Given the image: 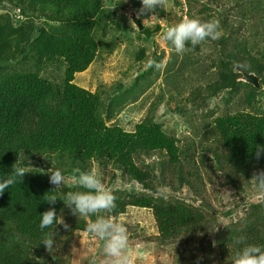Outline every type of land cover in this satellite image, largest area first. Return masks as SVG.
Instances as JSON below:
<instances>
[{
	"label": "trees",
	"instance_id": "16d2710c",
	"mask_svg": "<svg viewBox=\"0 0 264 264\" xmlns=\"http://www.w3.org/2000/svg\"><path fill=\"white\" fill-rule=\"evenodd\" d=\"M130 8L141 13V0H0V177L15 163L28 171L0 195V264H81L88 249L72 242L74 234H89L87 223L99 217L119 221L129 208L151 211L153 220L151 232L121 221L129 240L168 252L169 264H233L241 247L236 238L264 244V201L250 203L237 219L227 217L246 206L247 186H260L256 175L264 172V153L257 156L255 148L264 145V0H165L155 10L165 30L185 17L216 19L223 35L195 48L189 43L183 54L168 42L172 60L162 69L149 66L163 62L164 50L154 48L162 24L143 23L140 31L126 16ZM126 39L131 59L122 79L95 91L75 82L76 74L107 60ZM242 71L255 73L261 87L241 82ZM161 73L170 94L159 95L134 130L110 123L139 80ZM183 77L190 81L182 99L177 78ZM240 85L247 92L227 95ZM219 94L227 102L223 109ZM174 111L188 117L181 124L190 135L164 128L161 118ZM56 169L66 176L60 188L50 183ZM76 170H95L116 196V208L85 220L61 199L44 201L45 195L84 191ZM222 188L233 193L225 211ZM53 207L69 228L57 226L49 251L38 224ZM63 230L74 231L71 241ZM95 241L88 264L93 258L105 264L103 241Z\"/></svg>",
	"mask_w": 264,
	"mask_h": 264
},
{
	"label": "clouds",
	"instance_id": "9594fccd",
	"mask_svg": "<svg viewBox=\"0 0 264 264\" xmlns=\"http://www.w3.org/2000/svg\"><path fill=\"white\" fill-rule=\"evenodd\" d=\"M141 4V13L145 11L154 12V10L164 7L165 0H141ZM222 35L223 32L219 20L201 21L185 17L180 23L172 25L165 30L163 40L169 42L177 54H183L189 47V43L190 47L195 48L205 41L220 40ZM149 66L162 69L164 64L163 62H150ZM243 72L245 71H242V75ZM241 77L239 78L241 82L256 87L251 83L242 81ZM255 148L257 156L264 153V145H257ZM12 167V172L6 178L4 176L0 177V195H3L6 189H11L16 183H21L24 174L28 172L19 163H15ZM50 172V183L55 185V188L65 185L66 176L62 170L56 169ZM75 175L78 177L76 181L77 187L84 189V191H70L63 198L56 194L45 195L44 201L54 205L58 199H61L65 205L71 208L73 214L85 220L105 210L111 211L116 208V196L105 187L95 170H76ZM256 177L260 182V186L264 188V172L257 174ZM58 225H63L65 229L69 228L64 217L57 215L54 207L41 213L38 224V228L43 234L41 243L49 251L54 249ZM86 230L93 239L98 238L103 241L102 254L105 257V264H133L134 256L129 249V237L122 222L114 221L111 218L99 217L94 222L87 223ZM234 243L241 247L231 259L233 264H264V244L247 243L246 237L243 236L236 238ZM89 264H96V260L93 258Z\"/></svg>",
	"mask_w": 264,
	"mask_h": 264
},
{
	"label": "rangeland",
	"instance_id": "374dc122",
	"mask_svg": "<svg viewBox=\"0 0 264 264\" xmlns=\"http://www.w3.org/2000/svg\"><path fill=\"white\" fill-rule=\"evenodd\" d=\"M167 3V2H166ZM171 4V3H169ZM168 4V9H170L173 5ZM131 9V8H130ZM126 11V16H127ZM154 14V15H153ZM153 15V16H152ZM128 17V16H127ZM129 18V17H128ZM143 18V23L151 28H154L157 23L162 24L163 30L158 32L154 35L155 44L154 48L157 49L158 53L164 50L165 55L163 57V64L164 67L170 63L171 59V47L168 46V42L163 40V34L165 32L166 27V20L165 18H161L160 14H157V11L152 12V14L146 18L141 16ZM130 19V18H129ZM131 20V19H130ZM132 21V20H131ZM133 23V22H132ZM134 24V23H133ZM135 32H133V39L134 43L136 41L135 38ZM128 39L124 41L125 43L118 44V47L115 49L114 55L110 56L107 60L101 61V59H98L92 66L86 71L82 73L76 74L75 82L91 91H95L99 84H102L104 87L112 85L115 81L120 80L123 78L122 71L125 70V63L130 61L131 58H129V55L127 52H130V50L127 51V47H131L127 43ZM136 43H138L136 41ZM140 43V42H139ZM131 45V44H130ZM173 66V64L169 65ZM163 67V68H164ZM136 73H133L132 76H134ZM200 79L203 80V82H206L208 80V77L200 76ZM177 80L181 82L184 86L182 88V95L179 96V98H184V96L188 95V85L189 79L181 78ZM195 80H197V77H195ZM127 82V80H125ZM191 81L190 83H193ZM139 88L135 91L129 92L124 101L121 103V107L117 112V115L112 119L110 123H119L124 128L128 130H134L136 123L140 122L148 113V107L149 105L154 102L159 95H166L168 96L170 93L168 86L164 83V75L161 73L160 77H148L146 80L142 79L139 80ZM186 86V90L184 87ZM238 88V87H237ZM236 88V89H237ZM229 90V89H228ZM234 91H230L227 95L237 97L239 94L243 95L244 92H247V89L244 88V86L240 85L239 92L237 90L233 89ZM139 91V93H136ZM176 94V93H174ZM219 107L220 109H223L227 102L225 99L221 97V94H219ZM143 105V109H138L137 106ZM176 102L172 105L173 108L176 107ZM136 107V108H134ZM134 108V109H133ZM158 113H163V111L166 109V105L162 104L161 107H159ZM174 114H168L167 116H164L161 118L163 121L164 128L167 130L175 129L177 133H183L185 135H190V130L187 128L188 125L181 124L184 119L188 118L183 117L181 115L176 114V111H174ZM120 186V185H119ZM124 188V187H121ZM221 190V189H220ZM219 190V191H220ZM222 193L226 196V202L224 204V211L229 208L230 200L233 197V193L231 195V192L228 190H225L222 188ZM245 194L248 196L246 203L244 205H241L236 211L232 212L230 215H228V220L237 219L240 216L244 215L243 211L248 209L249 210V204L254 203L253 200L258 199V202L261 203L264 201V188L259 186L256 183H253L251 185L247 186ZM215 204L218 207L222 208V203L215 200ZM223 217V216H222ZM224 218V217H223ZM124 221L126 224H135L139 222L143 227H146L148 229V232L153 231V220H152V214L151 211L144 210V209H137V208H129V211L125 215H121L119 222ZM73 230H63V237L67 238V240H72V234ZM76 239L72 240V242L76 243L79 242L81 244H85L87 246L88 252L84 253L86 255L84 259H81V264H88L87 257H89L90 252H96V249L98 248V244L91 237L90 234L86 235H77ZM129 249L131 250L134 260L133 264H169L168 261L170 260V254L168 252H160L159 250L155 249L153 247V244L151 243H133L129 240ZM100 255H102V251L100 252ZM99 255V256H100ZM102 263V262H101Z\"/></svg>",
	"mask_w": 264,
	"mask_h": 264
},
{
	"label": "water",
	"instance_id": "95a60500",
	"mask_svg": "<svg viewBox=\"0 0 264 264\" xmlns=\"http://www.w3.org/2000/svg\"><path fill=\"white\" fill-rule=\"evenodd\" d=\"M127 16L133 21L134 25L141 31L144 28V24L142 22V18H141V13L140 12H135L134 9H130L127 12ZM242 81L251 83L253 85H255L257 88H259L260 85V81L258 76L255 73H245L243 72V75L241 77ZM253 202L255 203H259L258 199L253 200Z\"/></svg>",
	"mask_w": 264,
	"mask_h": 264
}]
</instances>
